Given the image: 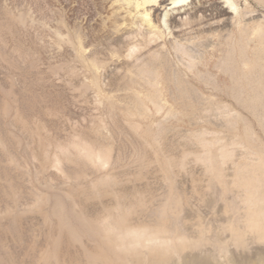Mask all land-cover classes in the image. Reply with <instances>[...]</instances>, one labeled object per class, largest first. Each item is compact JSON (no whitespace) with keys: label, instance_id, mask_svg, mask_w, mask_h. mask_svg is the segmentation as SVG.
<instances>
[{"label":"bare ground","instance_id":"obj_1","mask_svg":"<svg viewBox=\"0 0 264 264\" xmlns=\"http://www.w3.org/2000/svg\"><path fill=\"white\" fill-rule=\"evenodd\" d=\"M93 1L99 17H87L72 36L57 32V39L89 67L92 86L102 89V73L107 75L108 115L123 111L129 117L147 119L148 106L157 113L167 106L161 87H172L176 102L194 114L226 111L223 126L232 131L243 122V132L233 133L232 145L245 152L233 162L231 179L224 164L233 151L227 146L208 149L211 142L204 139L205 132L191 136L207 151L206 156L196 155V160L205 166L208 186L212 190L220 185L222 190L217 186L214 191L221 192V198L230 195L227 200L224 197V208L219 207L225 217L214 218L218 207L217 212L206 211L215 206L207 202L209 192L204 201L210 206L203 208L204 203L206 212L199 211L205 212L204 217L213 213V221L223 220L216 221L213 229L207 226L214 223L212 219L206 225L200 222L191 232L196 231L195 237L186 234L190 225L184 229L182 224L184 191H178L174 177L175 167L184 166L186 154L179 160L171 157L175 149L167 148L166 128L154 123L157 128L149 126L145 134L160 153L161 157H155L132 122L127 130L135 146L134 179L142 182L154 164L168 187L162 195L165 199L150 210V221L140 215L133 218L135 210L144 206L141 190L136 184L121 187L118 176L120 168L123 174L125 170L112 146H93L102 132L100 123L67 143L52 141L40 120L57 124L48 104L58 107L59 95L16 88L9 75L0 81V264H264V144L246 118L232 110L234 104L247 111L264 133V14L254 21L257 11L251 0H171L169 5L167 0ZM253 1L264 9V0ZM11 21L22 25L25 18ZM11 28L0 23V36L10 34ZM172 51L184 57L182 66L170 59ZM4 52L0 42V57L9 68L22 64L27 72L36 73V58L28 59L17 50ZM167 110L166 115H176L171 107ZM123 129L115 123L113 131L118 136ZM166 149L173 150L171 155ZM23 155L32 157L33 170ZM221 198L215 199L221 202Z\"/></svg>","mask_w":264,"mask_h":264},{"label":"rangeland","instance_id":"obj_2","mask_svg":"<svg viewBox=\"0 0 264 264\" xmlns=\"http://www.w3.org/2000/svg\"><path fill=\"white\" fill-rule=\"evenodd\" d=\"M251 1L253 7L257 11L255 14L259 15L258 16L254 14V17H256H253L254 21L255 19L258 21L261 19L260 16L264 14V9L262 10V8L258 6L253 0ZM169 4H171V0H167L165 2V5ZM91 15H94L95 19L99 17L98 7L93 0H0V23L9 24L12 27L10 34L8 32H2L0 36V42H2L5 46L4 53L9 54L11 50H17L28 57V59L36 58L38 61L36 73L35 71L29 73L25 70V66L22 64H19V66L14 69L9 68L8 64L2 59V57H0V81H3L6 77L11 75L16 84V88L25 86L37 93H51L54 95H59L60 103L58 107H52L49 106L50 104H48V110L53 112L52 114L56 116L57 124L52 125L46 120H40L44 127L45 134L52 141L54 140L56 142L67 143L75 134H84V132H86L90 127L100 123L102 132L96 141H92V144L96 148L107 145L112 146L114 154L121 156L123 165L122 168L128 172L126 173L124 171V174H127L126 176L123 174V171L120 168V173L122 175L121 177L118 176V178L121 180V187L126 186L128 188L133 187L136 184L135 187H138L137 189L139 191L141 190L140 193L144 200L143 208H137L132 214V217L137 218L140 215V217L145 219V221H150L152 219L149 216L150 210L156 208L165 199L163 197L165 194H167L166 190L168 187L163 185L167 184L162 180L161 174L157 171H154V164L150 165V169L148 172L143 174L142 177V182L145 184L147 183V186L140 180L139 182L134 179L137 171L136 164H134L135 146H133V136L127 129L129 128L130 123L135 122L140 139H142L141 142L148 146L152 155L155 157H161L160 153L154 149L151 139L145 134V130L149 126H155L154 128H157L156 125L159 126V124H163V127L166 128V143L168 144L169 142L167 148L173 149L174 147L175 149H173L174 151L166 149V153L171 155L173 151L171 157L175 158L176 160L181 159L182 155L186 154L184 166L182 168L175 167L174 177L176 178L175 185H179L178 191L180 189L182 190H180L181 192L184 191L183 196L185 198V208L182 212L183 216L181 215V217H183V228H187V224H189L191 228L188 226L189 229L186 230H190V232L187 231L186 234L188 233L187 235L189 236L190 233L191 238H193L196 236V231L193 233L191 232L194 231V229H197L200 222H203V224L206 225L208 221L211 223L210 219L213 221V218H211L213 213H209L211 214L210 217L208 213H206V217H204L203 214H205L207 210H210L207 212H217L220 208L222 210L224 207L221 206L225 205L224 201L226 198L228 199L230 195H225V199L224 197L221 198L219 195L221 192H215L218 191V185L212 190L211 187L208 186L209 175L205 170V166L202 162L196 160V155L206 156L207 151L206 149H203L197 143V141H195V139H192L191 136L194 133L205 132L204 139L206 138L205 140L207 142H211V144H209L207 147L208 149H218L223 146H227V148L233 151L232 159L224 164L225 174L228 175L229 179H231L234 171L233 162L238 161L245 152L243 147L232 145L233 133L237 131L236 133L241 134L243 132V122L239 121L238 125L236 126L237 129L235 128L232 131L227 126H223L225 125L224 122L227 119L226 115L223 114L224 111L221 112L218 110H206L199 111L198 113L194 114L191 108L184 107L180 103L176 102V94L174 93L172 87H161V90L164 103L168 107L172 108V111L176 113L175 116L168 114L166 115L168 111L167 106L160 110L159 114L155 111L152 105L148 106V113L150 115L147 119L129 117L123 111H118L114 115H108L105 105L106 96L108 95L107 75H105L104 72L102 73V89H97V87L92 86L91 81L93 80V74L89 67L86 64L80 63V61L76 58L75 51L73 52V49L68 44L60 43L57 39V32L63 34L64 36H72L80 29L84 20ZM157 15L158 17H161L162 13L158 11ZM19 17L25 18V23L22 25H16L11 21V19L13 20V18L17 19ZM252 20L253 19H251L250 22H252ZM205 57L208 59L210 58L208 54H206ZM170 59L178 66H182L183 62H185L184 57H182L180 54H175L173 51L170 55ZM213 63L214 60L212 59L210 62L211 68ZM60 66H63L64 68H60ZM215 73H217L216 70ZM50 85H53V87H50ZM232 110L239 113L243 118H246V120L250 123L256 137L261 142L263 141L262 144H264V133L256 120L250 114H248L247 111L234 104L232 105ZM115 123H118L122 126V128H125L123 129L124 132L122 135L117 136V134H115L113 131ZM154 123H156V125ZM22 158L25 163L29 161L27 163L28 167L33 170V164L31 165L32 162L30 163V159L32 157L28 156V158H26V155H23ZM133 170L135 172H133ZM135 180L137 183H135ZM141 183L143 184L142 186ZM218 187H220L219 189L222 190L220 185ZM200 189H202V192L200 191L199 193ZM213 191L217 195H215L214 199L212 200V195L214 196L215 194ZM208 194L211 196V198H209ZM185 195L187 197H185ZM155 196L157 199L159 198V201L155 200ZM191 197L193 199L196 198V201L192 200ZM217 197L218 199L221 198V202L220 200L217 201ZM207 198H209V200ZM205 199H207V202L209 201L208 204H215L216 207L208 205L205 202ZM154 201H157V204ZM199 201H201L200 204L197 203ZM193 202L194 206L192 205ZM204 203L207 205H204ZM189 205H191L194 210L191 206L188 207ZM202 206L203 208H206L207 206L210 207H207L205 211ZM196 207L200 208H198L196 211L197 213L195 212ZM217 207L218 210L216 209ZM201 209L205 211L203 214L200 213ZM221 210L219 211L221 212ZM142 212L146 213V215ZM190 212L191 214L189 215ZM220 212L214 213V218L218 215H220V218L225 217L224 209L222 211L223 213L221 212L223 216ZM186 213H188V215H186ZM143 214L145 217L142 216ZM201 214L203 218H207V220H203ZM184 215L186 217H184ZM217 218L219 219V217ZM216 221L220 222L219 220H215L213 221V224L211 223V225H209L208 222L207 226L211 227L212 229L215 228L214 226L212 227V225H215ZM208 248L209 247L207 246L206 249ZM250 248L253 250L255 246L251 245ZM231 249L235 251L237 250V248L234 246H231ZM239 251L241 252V250ZM239 251L237 250L236 252ZM242 252L240 254H242ZM244 253L246 255L249 254V252ZM240 254L235 253L234 256H240ZM240 257L238 259H240ZM221 259L223 262V258Z\"/></svg>","mask_w":264,"mask_h":264}]
</instances>
